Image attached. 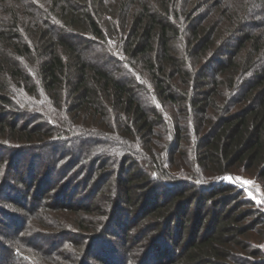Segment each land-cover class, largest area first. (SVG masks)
I'll use <instances>...</instances> for the list:
<instances>
[{
  "label": "trees",
  "instance_id": "obj_1",
  "mask_svg": "<svg viewBox=\"0 0 264 264\" xmlns=\"http://www.w3.org/2000/svg\"><path fill=\"white\" fill-rule=\"evenodd\" d=\"M239 175L264 0H0V264H264Z\"/></svg>",
  "mask_w": 264,
  "mask_h": 264
},
{
  "label": "rangeland",
  "instance_id": "obj_2",
  "mask_svg": "<svg viewBox=\"0 0 264 264\" xmlns=\"http://www.w3.org/2000/svg\"><path fill=\"white\" fill-rule=\"evenodd\" d=\"M67 144H69V147H67V149H70V147L72 149H75V148H73L72 145H70L71 144L70 142H67ZM12 175L13 176H11V177H14V174H12ZM234 180H235L234 184L235 185H239V187L242 188V194L244 196H246L247 198L252 199L253 202L255 203V205H257L258 207H260V208H262L264 210V190L261 188V186L256 181H254L250 177H247L246 175L235 176ZM246 181H252L253 183L248 184V183H245ZM0 205L2 206L3 203H0ZM61 215H66L69 218H73L74 217V213H67V214L65 213V214H61ZM118 228L119 227L116 226L115 229L117 231H120V229H118ZM22 230H23V228L21 229V231ZM17 235L18 234L13 233V232H11L10 234L6 233L3 239L5 241H12L13 239H15L17 237ZM55 243H56V241H55ZM65 252H66L67 256H69V255L72 256V254L74 252V249H72V247H71V248H68L67 250H65ZM7 262H8V260H7ZM9 263H10V261H9ZM68 263H72V262H68Z\"/></svg>",
  "mask_w": 264,
  "mask_h": 264
},
{
  "label": "snow or ice",
  "instance_id": "obj_3",
  "mask_svg": "<svg viewBox=\"0 0 264 264\" xmlns=\"http://www.w3.org/2000/svg\"><path fill=\"white\" fill-rule=\"evenodd\" d=\"M245 183L251 184V183H253V182H252V181H246Z\"/></svg>",
  "mask_w": 264,
  "mask_h": 264
}]
</instances>
